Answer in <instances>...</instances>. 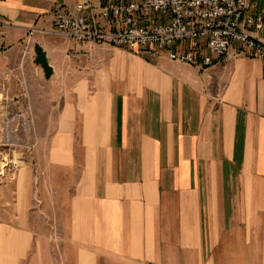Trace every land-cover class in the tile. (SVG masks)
Instances as JSON below:
<instances>
[{
  "label": "crops",
  "instance_id": "obj_1",
  "mask_svg": "<svg viewBox=\"0 0 264 264\" xmlns=\"http://www.w3.org/2000/svg\"><path fill=\"white\" fill-rule=\"evenodd\" d=\"M77 1L0 0V90L24 87L40 141L37 185L0 194V264H264V58L71 41L51 12Z\"/></svg>",
  "mask_w": 264,
  "mask_h": 264
},
{
  "label": "built area",
  "instance_id": "obj_2",
  "mask_svg": "<svg viewBox=\"0 0 264 264\" xmlns=\"http://www.w3.org/2000/svg\"><path fill=\"white\" fill-rule=\"evenodd\" d=\"M251 1L80 0L71 7L55 6L51 21L53 30L68 39L204 66L232 48L264 58V16L251 12ZM37 30L45 31L32 27L29 36ZM68 56L89 59L84 51Z\"/></svg>",
  "mask_w": 264,
  "mask_h": 264
},
{
  "label": "rangeland",
  "instance_id": "obj_3",
  "mask_svg": "<svg viewBox=\"0 0 264 264\" xmlns=\"http://www.w3.org/2000/svg\"><path fill=\"white\" fill-rule=\"evenodd\" d=\"M75 51L77 50L69 46L66 49V56ZM72 64L75 67L88 68L86 64L73 60V57ZM13 95L15 98L12 97ZM32 115L33 109L24 87L22 86L20 92H11L8 91L7 86L2 85L0 90V186L5 185V187L1 188L3 189L0 192L1 195L8 194L6 187L9 188L10 193L12 181L23 169L29 171L33 184L37 185L40 181V172H36L40 163V156L37 155L40 141L34 133L35 123ZM35 202L37 205L40 204L38 198ZM0 203L1 210L7 207L6 201L1 199Z\"/></svg>",
  "mask_w": 264,
  "mask_h": 264
},
{
  "label": "water",
  "instance_id": "obj_4",
  "mask_svg": "<svg viewBox=\"0 0 264 264\" xmlns=\"http://www.w3.org/2000/svg\"><path fill=\"white\" fill-rule=\"evenodd\" d=\"M34 51H35V61L43 66L45 77L49 78L53 72V68L48 62L46 51L39 43H36L34 45Z\"/></svg>",
  "mask_w": 264,
  "mask_h": 264
},
{
  "label": "trees",
  "instance_id": "obj_5",
  "mask_svg": "<svg viewBox=\"0 0 264 264\" xmlns=\"http://www.w3.org/2000/svg\"><path fill=\"white\" fill-rule=\"evenodd\" d=\"M257 6L259 9L264 7V0H257Z\"/></svg>",
  "mask_w": 264,
  "mask_h": 264
}]
</instances>
